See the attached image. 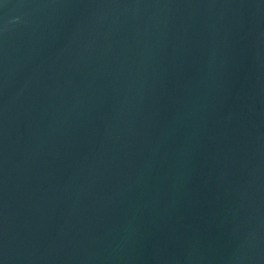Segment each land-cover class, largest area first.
I'll return each instance as SVG.
<instances>
[{
    "label": "water",
    "instance_id": "water-1",
    "mask_svg": "<svg viewBox=\"0 0 264 264\" xmlns=\"http://www.w3.org/2000/svg\"><path fill=\"white\" fill-rule=\"evenodd\" d=\"M0 264H264V0H0Z\"/></svg>",
    "mask_w": 264,
    "mask_h": 264
}]
</instances>
